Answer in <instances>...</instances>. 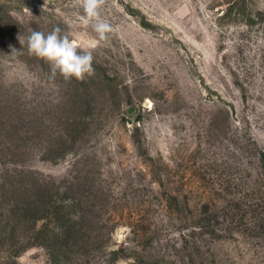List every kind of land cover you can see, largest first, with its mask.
Returning a JSON list of instances; mask_svg holds the SVG:
<instances>
[{
  "label": "rangeland",
  "instance_id": "1",
  "mask_svg": "<svg viewBox=\"0 0 264 264\" xmlns=\"http://www.w3.org/2000/svg\"><path fill=\"white\" fill-rule=\"evenodd\" d=\"M99 12L0 0V264H264V0ZM54 28L93 75L29 54Z\"/></svg>",
  "mask_w": 264,
  "mask_h": 264
},
{
  "label": "clouds",
  "instance_id": "2",
  "mask_svg": "<svg viewBox=\"0 0 264 264\" xmlns=\"http://www.w3.org/2000/svg\"><path fill=\"white\" fill-rule=\"evenodd\" d=\"M100 4L101 0H82V20L85 24L92 22L93 30L100 39H104L112 31V25L100 19ZM20 43L23 44V41L20 40ZM27 47L29 54L46 59L53 74L58 71L66 80L73 77L82 80L85 75L94 74L92 52L78 51L75 40L67 33L61 34L59 28H54L47 34L32 31L27 37Z\"/></svg>",
  "mask_w": 264,
  "mask_h": 264
},
{
  "label": "trees",
  "instance_id": "3",
  "mask_svg": "<svg viewBox=\"0 0 264 264\" xmlns=\"http://www.w3.org/2000/svg\"><path fill=\"white\" fill-rule=\"evenodd\" d=\"M57 207H58V205H56L54 209H57ZM206 208H208L207 205H206Z\"/></svg>",
  "mask_w": 264,
  "mask_h": 264
}]
</instances>
